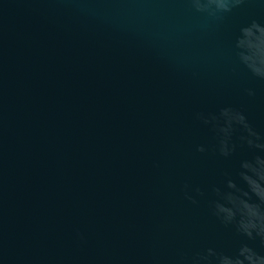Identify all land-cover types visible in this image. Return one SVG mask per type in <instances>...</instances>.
<instances>
[{
    "label": "water",
    "instance_id": "obj_1",
    "mask_svg": "<svg viewBox=\"0 0 264 264\" xmlns=\"http://www.w3.org/2000/svg\"><path fill=\"white\" fill-rule=\"evenodd\" d=\"M246 52L264 55V0H0V264L264 256L211 208L227 179L246 188L243 163L264 167L246 130L219 131L231 109L264 143Z\"/></svg>",
    "mask_w": 264,
    "mask_h": 264
},
{
    "label": "clouds",
    "instance_id": "obj_2",
    "mask_svg": "<svg viewBox=\"0 0 264 264\" xmlns=\"http://www.w3.org/2000/svg\"><path fill=\"white\" fill-rule=\"evenodd\" d=\"M241 0H208V3L215 5L216 9L223 12L231 11L232 6L237 5ZM255 21L250 27L242 28V34L246 35L252 29H261ZM244 67L256 78L264 80V55L254 56L248 52L240 54ZM254 91L248 90V95H254ZM223 115L229 117L228 127L219 131L227 137L232 124L241 126L247 132L246 140L249 147L264 149V143H259L260 137L250 127L246 117L240 112H233L231 109L224 110ZM226 130H230L226 133ZM220 152L224 156L230 154L226 141L221 139ZM203 147L198 151L203 152ZM257 164H264L259 157ZM242 171L239 172L240 179L246 184V188L239 187L232 179H227L224 189L213 188L217 199L211 202L213 215L226 227L232 225L241 237L254 241L259 238L260 244L264 245V167H255L251 163L242 164ZM187 187V186H186ZM199 192V189H196ZM186 197L196 201L190 196ZM183 264H264V256L259 255L247 243L241 244L235 254L218 252L214 248L193 253L190 257H181Z\"/></svg>",
    "mask_w": 264,
    "mask_h": 264
}]
</instances>
